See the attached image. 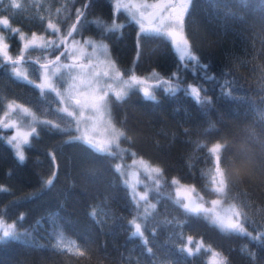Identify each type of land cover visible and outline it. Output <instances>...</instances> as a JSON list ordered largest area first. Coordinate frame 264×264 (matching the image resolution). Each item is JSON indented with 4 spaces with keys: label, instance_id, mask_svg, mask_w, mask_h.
Segmentation results:
<instances>
[{
    "label": "trees",
    "instance_id": "16d2710c",
    "mask_svg": "<svg viewBox=\"0 0 264 264\" xmlns=\"http://www.w3.org/2000/svg\"><path fill=\"white\" fill-rule=\"evenodd\" d=\"M16 2L20 8H12V0H0V17H9L11 27L23 33L45 32L51 20L58 23L63 34L82 0L75 4L72 0ZM97 17L111 22L110 0H95L88 19ZM127 19L124 12L117 16L119 23ZM0 31L11 36L7 41L11 45L9 53L17 55L21 47L18 36L2 26ZM137 31L135 24L128 23L121 33L110 35L104 41L111 60L126 74L136 58ZM184 34L201 62L210 66V75L216 74L222 79V73L230 71L232 76L227 78H236L237 90L232 94L235 98L223 96L220 84L204 81L200 72L194 77L191 71H186L185 84L203 83L208 90L207 95L213 101L210 108L199 107L182 91L173 97L157 90V101L145 100L141 92L134 91L126 102L112 108V122L133 138L131 143L122 139V148H130L137 153L136 157L164 169L168 182L175 177L181 183L195 186L204 199L217 195L209 191L211 185L204 175L212 167V161L205 160L207 148L197 149L196 144L204 142L210 147L218 140H227L232 148L228 154L229 170L235 175L225 202L246 205L243 211L253 221L246 227L256 235L257 231H264V3L261 0H194L191 15L186 17ZM82 35L100 38L92 24ZM32 56L42 57V53L32 50ZM27 67L29 78H37L38 65L29 62ZM175 68L176 57L168 41L148 39L142 43L136 75L146 76L155 70L167 77ZM10 101L25 105L39 119L67 126L66 118L53 111L60 107L54 93L49 92L42 98L39 89L15 78L8 65H0V117ZM211 126L214 128L205 135ZM37 128L39 136L30 137V143L24 146L27 159L23 163L14 157L5 140H0V186L10 189V192H0V219L12 223L23 213L24 220L18 230H28L33 242L45 247L9 241L0 245V264H213L214 259L221 258H226L228 264H264V244L223 232L210 219L185 214L174 203L173 187H163L161 192L165 195L157 199V194L151 191L152 181L140 172L144 181L141 186L145 191L144 185H148L150 202L156 204L148 221L149 229H156L155 234L150 230L144 233L149 240L147 247L155 254L149 255L141 238L130 236L133 230L128 221L136 213L128 189L113 168L119 158L95 153L80 142L65 143L68 135L39 125ZM7 131H3L5 137ZM71 134L79 135L75 131ZM50 152L56 154L59 167L54 183L45 189L43 180L54 170ZM131 158L126 155L123 163L128 165ZM34 193L35 198H30ZM93 208L97 210L96 220L89 215ZM50 216L55 217L63 232L65 248L62 251L52 248L56 238L49 235L54 227L48 219ZM97 220L103 223L98 224ZM168 220L173 223H166ZM37 221H41L40 226ZM188 237L192 238L191 246H188ZM198 243L204 245L199 252L196 251ZM186 247L192 248L195 254L189 256ZM77 248L84 252L83 256L76 253ZM213 251L219 254L215 258Z\"/></svg>",
    "mask_w": 264,
    "mask_h": 264
},
{
    "label": "snow or ice",
    "instance_id": "6c2138e0",
    "mask_svg": "<svg viewBox=\"0 0 264 264\" xmlns=\"http://www.w3.org/2000/svg\"><path fill=\"white\" fill-rule=\"evenodd\" d=\"M94 2L95 0H82V3L81 0H72L73 4L81 3V6L75 8V20L66 27L63 34H61L58 23L49 20L45 32L48 37H55V39L46 38L43 34L37 35L35 32L28 36L19 28L11 27L9 17H0V26L17 35L19 41L22 42L18 55L13 57L9 53L11 45L7 42L11 36L0 34V65L10 66L12 75L39 89L42 98L49 92L54 93L61 107L53 111L67 120V126L61 127L60 124L52 120L39 119L25 105L10 101L5 105L3 116L0 117V140H5L12 148L14 157L23 163L27 159L24 146L30 143V137L39 136L37 128L39 125L50 131L54 130L68 135L69 139L65 143L80 142L95 153L113 159L119 158L113 168L128 189L129 199L136 213L132 220L128 221V225L133 228L130 236L141 238L149 255L155 254L151 247H147L149 240L144 233L150 230L155 234L156 229H149L148 221L156 209V204L150 202V190L147 184L144 185L146 189L144 192L137 190V185L144 184V181L138 178L140 171L152 181L151 191L157 194V199L165 195L161 192L163 187H174V203L185 214L202 216L205 219L210 218V222L223 232L248 237L252 241L264 244V231H257L256 235H253L246 227L253 223L248 213L243 211L246 205L228 204L226 208L223 207L232 190L233 176L235 175L229 170L231 162L228 154L232 148L227 140H218L210 147L204 142L196 144L197 149L207 148L205 160L212 161V167L204 175L207 178V184L211 185L209 191L220 198L210 202L204 201V197L200 195L195 186L189 188L181 185L180 180L175 177L168 182L164 178V169L154 166L143 157L134 158L131 165L123 163L126 155L136 157L137 153L131 151L130 148L121 147L122 139L131 143L133 138L128 136L124 130L117 128L112 122V108L126 102L134 91L141 92L143 98L148 101H157V90L173 97L182 91L199 107L210 108L213 101L207 95L208 90L203 83L185 84V72L191 71L194 77L200 72L204 81L218 82L223 96L235 98L232 94L237 90L236 78H227L232 76L230 71L223 72L222 79L216 74L210 75L208 72L210 66L201 62V58L196 55L193 46L184 34L186 17L191 15L194 0H153V2H149V0H110L113 8V17L110 23L99 17L89 21L88 11ZM261 2L264 3V0ZM11 7L20 8V4L16 0H12ZM121 12L127 14L128 19L125 23L117 21V16ZM128 23L135 24L138 31L136 33V58L133 60V68L129 69L126 74L117 67L114 60H111L108 45L104 41L110 35L121 33ZM89 24L98 29L99 40L92 37L84 38L82 42L77 40L75 37L82 36ZM148 39H163L171 44L176 57V68L167 77L161 76L155 70L146 76L136 75L135 66L142 55V43ZM89 48H91V52L88 51ZM37 49L41 51L42 57L33 58L32 50ZM42 59L43 62H41ZM29 62L39 66L35 69L40 80L38 84L35 80L29 79L27 67ZM47 111L48 109H45V112ZM85 112H90L92 115L85 118ZM13 114L17 115L16 119L12 118ZM25 117L28 118L26 126L30 129L29 131L23 130ZM105 117H107L106 120ZM85 119L91 121V133L87 128L82 127V122ZM98 123L104 124L102 136L97 134ZM212 128L214 126L206 129L204 134L207 135ZM9 129H14L15 134L5 137L3 131ZM215 130L219 131V129ZM73 131L80 134L72 135ZM185 131L187 133L188 130ZM48 156L54 170L51 176L43 180L42 187L45 189L50 188L54 183L59 167L56 162V154L50 152ZM237 158L239 159V157ZM128 168L138 170L135 182H130L125 178L129 175L126 171ZM0 192H10V189L0 186ZM36 195L34 193L30 198H35ZM205 203H210L211 206L205 207ZM89 215L96 220L97 210L93 208ZM48 219L54 225L49 235L56 238V243L52 248L55 251H62L65 248L63 232L59 230L54 216H50ZM23 220V213L12 223L0 220V233H2L0 234V245L9 241H22L34 248H44L45 245L33 242L31 232L18 230V225L22 226ZM138 220L141 222H137ZM96 222L103 223L101 220ZM166 223L172 224L173 221L168 220ZM40 224L41 221H37V226ZM188 243H192L191 237H188ZM203 247V243H198L196 251L199 252ZM67 250L71 251L72 249L67 248ZM184 250L181 249V251ZM208 250H211L210 246ZM186 251L189 256L195 254L190 247H186ZM241 251L244 252L246 249H241ZM76 253L80 256L84 255V252L79 248L76 249ZM212 255L215 258L219 254L213 251ZM252 255L255 258V255ZM213 264H228V262L226 258H221L214 259Z\"/></svg>",
    "mask_w": 264,
    "mask_h": 264
},
{
    "label": "rangeland",
    "instance_id": "374dc122",
    "mask_svg": "<svg viewBox=\"0 0 264 264\" xmlns=\"http://www.w3.org/2000/svg\"><path fill=\"white\" fill-rule=\"evenodd\" d=\"M149 2H153V0H149ZM34 31H32V32H28V33H25L26 35H28V36H31V34L33 33ZM37 35H45V37L46 38H53V37H48V34L46 33L45 34V32H35ZM0 34H2L3 35V33L0 31ZM89 36H87V35H82V36H76L75 38L77 39V40H81V42L83 41V39L84 38H88ZM20 44H21V47H22V42H20ZM20 47V48H21ZM88 51L89 52H91V48H89L88 49ZM63 59V58H62ZM39 67V66H38ZM9 68H10V66H9ZM30 79V78H29ZM32 80H35L36 81V83L38 84V83H40V80H39V78H38V76H37V78H35V79H32ZM18 104H20V103H18ZM60 107H61V105H60ZM14 115V114H13ZM90 115H92V113H90V112H85V118H87V117H89ZM3 116V115H2ZM12 118L13 119H16V118H14L13 116H12ZM107 119V117H105V120ZM24 120L25 121H23V123H24V128H23V130H25V131H28L29 129H28V127L26 126L27 125V121H28V118L27 117H25L24 118ZM90 124H91V121H89V120H87V119H85L83 122H82V127L83 128H87L88 129V131L91 133L92 132V130H91V127H90ZM103 128H104V124L103 123H98L97 124V134L98 135H103ZM15 134V130L14 129H9L8 131H7V133H6V137H8V136H12V135H14ZM78 134H80V133H78ZM138 159V158H140V157H133V158H131V160H130V162L128 163V165H131L132 164V160L133 159ZM126 171L129 173V175L128 176H126L125 178L126 179H129V181L130 182H135V180L137 179V176H136V172L138 171L136 168H128V169H126ZM140 172H142V171H140ZM140 172H139V179L140 180H142V177H141V175H140ZM180 184L181 185H184V186H187V187H192L191 185H189V184H186V183H181L180 182ZM137 190L139 191V192H144V189L142 188V186H141V184H139V185H137ZM173 192H174V195H175V189H174V187H173ZM220 197H218V196H212V197H209V198H206V199H204V201H206V202H210L211 200H213V199H219ZM228 204H230L229 202H224V205H223V207L224 208H226L227 206H228ZM211 205H210V203H205V207H210ZM218 210H221V209H218ZM210 219V218H209ZM0 220H2V219H0ZM5 221V220H4ZM7 223H10L9 221H6ZM0 234H2V233H0ZM71 246H73V245H71ZM188 246H191V244H188Z\"/></svg>",
    "mask_w": 264,
    "mask_h": 264
},
{
    "label": "water",
    "instance_id": "95a60500",
    "mask_svg": "<svg viewBox=\"0 0 264 264\" xmlns=\"http://www.w3.org/2000/svg\"><path fill=\"white\" fill-rule=\"evenodd\" d=\"M74 20H75V17H74V19L72 20V22H74ZM72 22H71V23H72ZM71 23H70V24H71ZM57 54H58V53H57ZM17 55H18V54H17ZM15 56H16V55H15ZM15 56H13V57H15ZM51 58H54V57H51ZM41 62H43V61H41ZM132 230H133V228H132Z\"/></svg>",
    "mask_w": 264,
    "mask_h": 264
}]
</instances>
